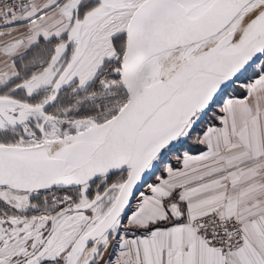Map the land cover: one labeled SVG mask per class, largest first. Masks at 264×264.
Segmentation results:
<instances>
[{
	"label": "snow or ice",
	"instance_id": "obj_1",
	"mask_svg": "<svg viewBox=\"0 0 264 264\" xmlns=\"http://www.w3.org/2000/svg\"><path fill=\"white\" fill-rule=\"evenodd\" d=\"M261 57L264 0H0V264H264Z\"/></svg>",
	"mask_w": 264,
	"mask_h": 264
},
{
	"label": "rangeland",
	"instance_id": "obj_2",
	"mask_svg": "<svg viewBox=\"0 0 264 264\" xmlns=\"http://www.w3.org/2000/svg\"><path fill=\"white\" fill-rule=\"evenodd\" d=\"M261 65H264V58L259 63L254 65L244 76H242L240 78V80L237 83H235L231 89L228 90V92L225 96H228V95L238 96L239 94H241L244 91L243 85L245 84V82L248 79H250L256 75V73L259 71ZM218 105L219 104L213 106L212 111H210L208 116L205 118L204 123L201 124L199 129H197L198 132L202 131V129L206 126V124H208L209 122H211L215 119V116L218 113ZM200 146L201 145L194 144L193 142H191V140L188 141L187 144L185 145V147L192 148V149L199 148ZM171 159H172V157L170 156L168 158V160H171ZM157 171H158V169H157ZM155 176H156V173L150 177V179H149L150 182L154 180ZM150 182H148V183H150ZM145 190H146V185L141 186L140 192H144ZM133 204H135V201L133 202Z\"/></svg>",
	"mask_w": 264,
	"mask_h": 264
},
{
	"label": "crops",
	"instance_id": "obj_3",
	"mask_svg": "<svg viewBox=\"0 0 264 264\" xmlns=\"http://www.w3.org/2000/svg\"><path fill=\"white\" fill-rule=\"evenodd\" d=\"M255 77H252L250 79H248L245 84L247 82H249L250 80L254 79ZM245 91V89H244ZM245 95V94H244ZM243 95V96H244ZM243 96H234V95H228V96H225L224 98H228V97H243ZM218 110H219V105H218ZM218 124V121L216 119H214L213 121L209 122L208 124H206V126L202 129V131L207 127V126H210V125H217ZM200 131V132H202ZM192 142V141H191ZM185 150L186 151H189L191 152V154L193 155H197L199 154L200 151H203L204 150V147L203 146H200L199 148H195V149H192V148H188V147H185ZM172 157V156H171ZM168 162H171L173 164V166H178L177 165V161L175 160L174 157H172L171 160H168ZM162 171H163V166H161V168L158 169V171H156V176L154 178L153 181H149L150 183H153L155 180H156V177L157 176H160L162 174ZM147 187H146V190L144 191L145 193H147ZM105 261L109 260V259H112V260H115V255L113 254V249H109V252L105 254V257H104Z\"/></svg>",
	"mask_w": 264,
	"mask_h": 264
},
{
	"label": "water",
	"instance_id": "obj_4",
	"mask_svg": "<svg viewBox=\"0 0 264 264\" xmlns=\"http://www.w3.org/2000/svg\"><path fill=\"white\" fill-rule=\"evenodd\" d=\"M263 58H264V57H261L260 59H258L254 65H256L257 63H259ZM254 65H253V66H254ZM253 66H252V67H253ZM245 74H246V73H245ZM245 74H244V75H245ZM244 75H243V76H244ZM241 77H242V76H241ZM241 77H240V78H241ZM239 80H240V79H239ZM237 82H238V80H237ZM237 82H236V83H237ZM150 177H151V176H150ZM150 177L148 178L147 183L149 182ZM143 185H146V184H143ZM143 185H142V186H143ZM140 188H141V187H140ZM140 188H139V190H138V193L140 192ZM137 195H138V194H137Z\"/></svg>",
	"mask_w": 264,
	"mask_h": 264
},
{
	"label": "trees",
	"instance_id": "obj_5",
	"mask_svg": "<svg viewBox=\"0 0 264 264\" xmlns=\"http://www.w3.org/2000/svg\"><path fill=\"white\" fill-rule=\"evenodd\" d=\"M255 77V76H254ZM239 81V80H238ZM245 94V91H243L241 94H239L238 96H243ZM150 181V180H149Z\"/></svg>",
	"mask_w": 264,
	"mask_h": 264
}]
</instances>
